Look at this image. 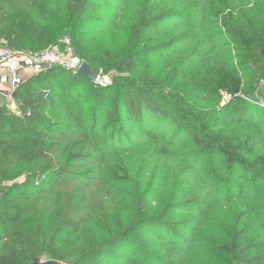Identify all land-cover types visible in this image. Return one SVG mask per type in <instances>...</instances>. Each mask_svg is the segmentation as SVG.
I'll return each mask as SVG.
<instances>
[{"label": "trees", "instance_id": "trees-1", "mask_svg": "<svg viewBox=\"0 0 264 264\" xmlns=\"http://www.w3.org/2000/svg\"><path fill=\"white\" fill-rule=\"evenodd\" d=\"M59 1L0 0V44L38 53L67 37L75 54L92 71L117 70L120 75L110 86L103 87L73 72L53 68L26 79L20 86L16 92L20 115L0 107V178L13 182L0 192V264H30L42 256L65 264H168L139 234L147 230L148 236L168 235L173 244L186 245V237L178 228L180 223L171 217L177 205L172 199L150 213L143 196H137L133 223L114 239L75 258L68 256L66 241L71 233L78 232L83 220L59 209L44 225L43 218L29 214L23 203L31 194L54 192L56 184L50 181L49 186L47 179L61 181L70 173V161L95 153L99 139L111 143L127 139L126 125H141L146 117L166 122L185 134L197 153L219 158L229 176L238 168L251 183L261 182L264 158L256 155L255 138L247 130L248 124H221L217 113L222 109L223 94L231 98L223 108L227 115H237L245 111L246 105H256L253 96L257 89L252 82L264 75L258 67L264 60V26H259L246 10L229 15L227 4L217 1L207 13L236 45L238 69L199 75L168 65L157 71L141 64L140 45L161 21L177 14L176 10L158 9L154 0H137L126 42L115 54L100 50L92 33L104 17L106 0ZM36 17L45 18L54 28L41 30ZM179 36L183 39L187 34L165 35L157 40L156 49L173 46ZM206 96L217 97L214 107L201 103ZM260 97L264 101V91ZM258 107L264 109L259 104ZM72 122L79 136L68 148L63 144V131ZM91 145L95 150H87ZM57 157L64 161L57 162ZM12 168L25 169L23 183L16 181L19 176L9 177ZM107 175L116 183L131 181L126 158L114 154ZM241 220L237 214L226 226L227 240L218 248L225 264H240L241 241L249 225ZM217 264H221L220 259Z\"/></svg>", "mask_w": 264, "mask_h": 264}, {"label": "rangeland", "instance_id": "rangeland-1", "mask_svg": "<svg viewBox=\"0 0 264 264\" xmlns=\"http://www.w3.org/2000/svg\"><path fill=\"white\" fill-rule=\"evenodd\" d=\"M106 1L104 17L92 33L97 37L100 50L116 54L126 42L128 25L136 15L138 5L137 0ZM217 1L227 4L229 15L246 10L259 26H264L262 0H154L158 9L170 8L177 14L161 21L140 45L141 64L157 71L173 65L199 75L216 73L221 69H238L236 45L216 27L207 13V9ZM36 18L41 30L54 28L45 18ZM181 32L187 36L183 39L179 36V41L165 50L156 49L159 38L170 33L180 35ZM258 67L264 70V60ZM93 73L108 86L120 75L117 70L106 73L99 69ZM255 80L252 83L257 89L253 96L256 105H246L244 112L227 115L223 108L231 98L223 94L222 109L217 114L221 124L247 123V130L255 138L256 155L264 158V109H258V104L264 106L260 97L264 91V75L260 74ZM203 100L201 103L206 107H214L217 97L206 96ZM6 108L10 111L8 106ZM11 110L12 114L20 115L17 102ZM100 114L99 123L103 121ZM67 126L71 127L63 131V144L72 148L79 133L75 123ZM126 128L127 139L122 137L114 143L99 139L97 150L94 145L87 147L95 153L70 161V173L61 181L52 177L47 179L49 186L50 181L56 184L54 192L31 194L23 203L29 214L43 218L44 225L50 223L59 209L83 220L78 232L67 238L69 257L88 254L130 226L135 219L134 199L142 195L145 208L150 213L157 212L171 199L177 204L171 217L180 223L178 228L186 237V245L173 244L168 235L148 236L147 230L139 234V238L168 264H217L219 259L221 264H225L218 248L227 240L226 226L237 214L241 215L243 224H249L241 241L239 263L264 264V179L253 184L238 168L229 176L219 158L197 153L185 134L176 132L166 122L146 117L143 124L129 123ZM116 153L128 162L131 181L127 183H116L108 178L107 168ZM63 161L57 157V162ZM12 170L9 177L19 176L16 181L23 183L25 169ZM12 183L4 181L1 176L0 192ZM41 259L49 260L47 256Z\"/></svg>", "mask_w": 264, "mask_h": 264}, {"label": "built area", "instance_id": "built-area-1", "mask_svg": "<svg viewBox=\"0 0 264 264\" xmlns=\"http://www.w3.org/2000/svg\"><path fill=\"white\" fill-rule=\"evenodd\" d=\"M84 62L76 54L70 38H64L57 45L49 49L29 53L10 49L0 44V107L10 108L15 105L16 92L27 77L39 75L53 68H61L66 71L77 73ZM96 76L94 83L105 87ZM9 110V109H8Z\"/></svg>", "mask_w": 264, "mask_h": 264}, {"label": "water", "instance_id": "water-1", "mask_svg": "<svg viewBox=\"0 0 264 264\" xmlns=\"http://www.w3.org/2000/svg\"><path fill=\"white\" fill-rule=\"evenodd\" d=\"M76 76L81 77V78H85L91 82H94L96 80V76L93 73L92 69L90 68V66L86 63L83 64V66L81 67V69L75 73ZM30 264H65L61 261H57V260H47V261H43L40 258H36L34 259V261Z\"/></svg>", "mask_w": 264, "mask_h": 264}]
</instances>
